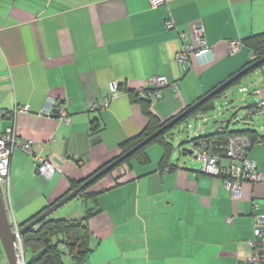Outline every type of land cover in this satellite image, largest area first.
I'll use <instances>...</instances> for the list:
<instances>
[{"label": "crops", "instance_id": "0c3cea01", "mask_svg": "<svg viewBox=\"0 0 264 264\" xmlns=\"http://www.w3.org/2000/svg\"><path fill=\"white\" fill-rule=\"evenodd\" d=\"M166 20L174 28L167 29ZM194 23H201L210 50L180 62L182 44L197 45ZM263 31L264 0H163L156 6L150 0H0V132L14 124L18 139L33 143L32 153L17 147L11 157L5 195L14 221H30L145 127L147 118L125 89L107 107L93 108L108 96L110 82L138 89L150 77L165 76L170 84L150 99V112L165 121L245 67L250 49L231 53L229 41ZM260 85L251 91L259 99ZM48 98L66 104L69 123L42 113ZM24 105L27 111H16ZM144 153L146 161L125 166L128 180L114 183L122 170L116 168L80 201L54 211L55 219H80L93 210L85 220L91 250L79 264H248L246 242L254 238V215L264 214V182H244L234 197L190 159L174 163L170 157L171 169L162 164L158 143ZM34 155L54 165L51 177L36 171ZM248 157L264 174V143L251 145ZM5 260L0 242V264ZM64 260L74 264L69 256Z\"/></svg>", "mask_w": 264, "mask_h": 264}, {"label": "built area", "instance_id": "2783aa9c", "mask_svg": "<svg viewBox=\"0 0 264 264\" xmlns=\"http://www.w3.org/2000/svg\"><path fill=\"white\" fill-rule=\"evenodd\" d=\"M162 2L163 0H150L152 6L159 5ZM165 27L172 29L174 28V24L171 20H166ZM179 36L182 40L186 38L184 33H180ZM192 37L197 45L183 43L180 50L176 53V60L184 62L190 56H194L195 58H204L206 56L210 48L205 41L201 23H194L192 25ZM242 46L243 43L239 40L228 42V49L231 53L237 52ZM261 68H264V65ZM169 84L165 76L150 77L137 89V94L140 97L156 99L160 97V89ZM172 86L176 85L173 83ZM239 90L241 92L247 91L246 87H241ZM116 93L117 84L112 81L108 85V96L104 97L99 106L96 104L93 108L107 107L108 100L115 97ZM254 93L259 94L260 90L256 88ZM27 108V105L19 106L16 111H27ZM53 108L56 109L55 114L59 119L69 123L70 119L64 102L48 98L42 113L48 116L52 115L54 114ZM245 109L246 113L242 119L248 121L253 115L264 111V98L261 97L258 101L246 105ZM8 116L10 117L11 114ZM189 142L188 148L191 149L192 153L191 155H187L199 163H197V171L219 177L222 180L224 188L230 191L234 197H239L244 182H264V174L258 169L256 162L248 157V151L251 147L248 136L233 134L227 136L224 140H216L195 134L194 137L189 139ZM32 144L30 140L18 139L14 124L8 126L3 132H0V191L5 207L8 199L7 195H5V188L9 183L13 151L18 147L27 153H32ZM34 159L36 161V171L46 178L51 177L55 171L54 165L48 159L42 158L39 155H34ZM6 211L11 232L15 235L13 242L15 264H26L22 235L18 233L20 225L14 221L9 207H6ZM253 235L254 238L246 242L247 247L251 249L250 255L246 260L248 264L264 263V214L262 213L254 215Z\"/></svg>", "mask_w": 264, "mask_h": 264}, {"label": "trees", "instance_id": "16d2710c", "mask_svg": "<svg viewBox=\"0 0 264 264\" xmlns=\"http://www.w3.org/2000/svg\"><path fill=\"white\" fill-rule=\"evenodd\" d=\"M241 42L243 43V45H245L246 47L250 49L251 54H252L251 59L244 66L264 56V31L261 33H257V34H252L242 39ZM262 65H264V63ZM262 65H260L259 67H261ZM239 80L240 79H238L237 81H235L234 83H232L231 85H229L228 87L220 91L217 95L205 101L203 104L198 106L188 116L203 115L210 109H213L214 100L218 98L227 88L238 83ZM121 89H125V92L128 94L131 101L137 103L140 106L142 113L147 118V123L138 135L120 144V153L116 157H114L111 161H113L119 155L123 154L125 151L133 147L140 140H142L143 138H145L146 136H148L149 134L157 130L159 127H161L164 123H166L169 119L172 118L171 117L165 121H160L155 115H153L150 112L151 100L149 98L140 97L137 94V89L122 87L121 84L117 85V91ZM188 116H186L184 119H186ZM243 121L247 122L245 119H243ZM91 130L95 131L96 130L95 126H92ZM169 130L170 128L164 131L163 133H161L160 135H158L157 137H155L148 144L139 148L132 155L127 157L125 160H123L121 163L116 165L114 168H112L110 171H108L101 177L109 174L114 169L119 168L120 170L121 169L122 170L120 174H115L114 183H120V182L128 180L131 177L128 173H123L125 166H127L130 160L132 159H138L140 162L146 161L147 156L144 153V150L147 148L148 145L152 143H158L162 146L163 148V156L161 159L162 164H167V167L171 169L173 165L168 164V160L172 153L173 147L164 138L165 134ZM233 134H243V135L248 136L250 139L251 145L255 143H264V133H260L253 129H243V130L231 131L227 129V126L224 128L223 131L218 130V131H215L213 134H207V135H202V136L210 137L216 140H219V139L224 140L227 136L233 135ZM111 161L99 167L91 175L96 173L98 170L103 168L105 165H107ZM91 175H89L88 177H90ZM87 178H85L84 180L80 182H76V183L72 182L70 185V190L80 185ZM98 179H96L89 186L81 190L75 197H83L84 195H86L87 194L86 191ZM46 208H44L43 210H45ZM42 211H40L39 213H41ZM92 214H93V210L90 209V210H87L84 216L80 219H66V218L55 219V218L46 217L43 220H41L39 223H37L35 226L27 229L21 236L23 247L25 249V254H26V251L29 250V254L27 256L25 255L26 264H66L64 260L65 256H69L70 259L74 262V264H79L85 258L88 252H90L91 250L89 246V230L85 223V220Z\"/></svg>", "mask_w": 264, "mask_h": 264}, {"label": "rangeland", "instance_id": "374dc122", "mask_svg": "<svg viewBox=\"0 0 264 264\" xmlns=\"http://www.w3.org/2000/svg\"><path fill=\"white\" fill-rule=\"evenodd\" d=\"M260 82H264V68L261 67L242 76L237 84L230 86L225 91L224 96L222 95L221 97L216 98L214 100L213 109H210L198 118H196L197 115H190L186 119H183L172 126L164 136L166 141H168L173 147L170 155L171 161L173 160L174 163H182V160L184 161V159L193 160L187 154L182 152L181 149L183 147H189V139L194 137L195 134H213L215 128L219 125L218 122L214 121L228 120L227 129L231 131L253 129L260 133H264V111L253 115L247 122L242 119L246 113L244 107L245 103L259 100L260 96L252 95L251 91L254 89L255 85L261 86ZM241 87H246L247 91L241 92L239 90ZM194 162L198 163L196 160ZM78 199V197H73L61 207L80 201ZM56 216L57 213L55 214L53 211L48 217L56 218ZM28 254L29 250L26 251L25 255L27 256ZM5 264H8L7 259L5 260Z\"/></svg>", "mask_w": 264, "mask_h": 264}, {"label": "water", "instance_id": "95a60500", "mask_svg": "<svg viewBox=\"0 0 264 264\" xmlns=\"http://www.w3.org/2000/svg\"><path fill=\"white\" fill-rule=\"evenodd\" d=\"M264 63V56L256 59L255 61L249 63L245 67L241 68L239 71L234 73L231 77L220 83L218 86H216L211 91L204 94L202 97L197 99L194 103L190 104L188 107H186L184 110L173 116L171 119H169L166 123H164L161 127H159L157 130L140 140L138 143H136L133 147L125 151L123 154L119 155L117 158H115L113 161L105 165L103 168L98 170L96 173L88 177L85 181H83L80 185L75 187L74 189L67 192L65 195H63L60 199L56 200L54 203H52L48 208L43 210L41 213L36 215L34 218H32L30 221H28L26 224L20 226V229L18 233L22 235L27 229L35 226L37 223H39L44 218L48 217L53 211H55L57 208L65 204L68 200L75 197L81 190L89 186L91 183H93L96 179L100 178L102 175L110 171L112 168H114L116 165L121 163L123 160H125L127 157L132 155L135 151H137L142 146L148 144L150 141H152L155 137L166 131L167 129L171 128L178 122H180L182 119H184L186 116H188L190 113H192L198 106L203 104L205 101L209 100L213 96L217 95L220 91L240 79L242 76L246 75L251 70L259 67ZM53 113H56V110H53ZM218 122L219 125L215 128V131H223L224 128L228 124V120H220V121H214ZM182 152L185 154L191 155L192 151L188 147H183L181 149ZM15 239L14 233L11 232L10 229V223L4 203V199L2 196V193L0 191V242L4 250V254L6 256L8 264H15V256H14V248H13V242Z\"/></svg>", "mask_w": 264, "mask_h": 264}]
</instances>
